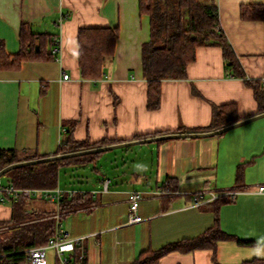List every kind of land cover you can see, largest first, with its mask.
Masks as SVG:
<instances>
[{
    "label": "crops",
    "instance_id": "obj_1",
    "mask_svg": "<svg viewBox=\"0 0 264 264\" xmlns=\"http://www.w3.org/2000/svg\"><path fill=\"white\" fill-rule=\"evenodd\" d=\"M214 1L221 30L247 79H264V0ZM260 11L263 17H251ZM24 26L32 34L56 36L54 48L59 53L43 49L54 59L40 55L16 64ZM81 28L119 30L116 54L100 79L81 75ZM150 37V18L140 12V0H0V52L6 58V65L0 66V153L15 151L21 161H28L66 154L62 147L68 138L93 149L211 132L214 108L225 105L236 108L238 122L260 114L253 89L228 74L219 46L198 49L185 79L163 81L160 107L151 110L142 61V47ZM148 144L152 145L147 155H129L134 147L130 146L117 149L123 155L109 159L108 152L98 153L96 165L60 166L56 187L31 189L60 190L69 198L83 195L81 206L62 211L55 201L34 198L27 200L28 213L51 218L70 238L82 239L72 255L78 264H132L146 251L204 234L217 220L226 238L215 249L174 251L159 264H244L264 259V192H259L264 186V118L219 136L141 145ZM64 169L90 171L93 178L81 176L72 186H63ZM107 172L115 176V184ZM76 182L82 186H73ZM133 191L144 196L139 224L129 223ZM206 191L237 195L219 205L218 200L196 205L195 195ZM14 202H0V233L14 227L10 225ZM54 254L49 264H57Z\"/></svg>",
    "mask_w": 264,
    "mask_h": 264
},
{
    "label": "trees",
    "instance_id": "obj_2",
    "mask_svg": "<svg viewBox=\"0 0 264 264\" xmlns=\"http://www.w3.org/2000/svg\"><path fill=\"white\" fill-rule=\"evenodd\" d=\"M140 12L150 18L151 37L142 47V61L144 77L149 84L148 106L151 110L160 107V87L163 81L185 79L188 67L196 61L198 49L219 46L223 50L228 74L246 81L254 91L260 113H264V82L247 79L225 33L221 30L219 11L214 0H140ZM243 14L247 17L245 10ZM251 17L261 18L263 12H254ZM78 39L82 77L93 80L102 78L103 69L116 54L119 30L81 28ZM36 40L40 42L36 44ZM21 41L22 50L15 61L16 64L34 61V58L40 55L54 59L53 54L48 56L44 50L46 47L57 46L56 36L32 34L24 26ZM0 46L3 52V44ZM3 65H6V58L0 52V66ZM238 121L234 106L216 107L209 130H218ZM89 148L92 146L68 138L62 147V153ZM100 156L101 154L97 153L60 162L21 167L6 175L10 177V183L18 188H54L58 183L60 166L78 162L96 165ZM18 162L21 160L15 151L0 153V171ZM83 198V195L69 198V194H66L61 200L62 211L80 207ZM231 199L221 196L217 203L219 205L222 201ZM26 205V199L15 200L14 217L10 224L14 227L4 234L0 233V264H31L23 252L46 245L55 234V221L51 218L44 219L42 217L45 216L42 215L29 214ZM225 238L226 235L217 220L214 227L204 234L169 244L158 251H146L132 264H159L162 257L174 251L187 253L198 249H215L217 243ZM244 264H264V259H255Z\"/></svg>",
    "mask_w": 264,
    "mask_h": 264
},
{
    "label": "built area",
    "instance_id": "obj_3",
    "mask_svg": "<svg viewBox=\"0 0 264 264\" xmlns=\"http://www.w3.org/2000/svg\"><path fill=\"white\" fill-rule=\"evenodd\" d=\"M54 54L59 53V48L53 49ZM65 80L69 79V75L64 76ZM264 82V79H262ZM108 190V182H104V191ZM259 192H264V186L259 187ZM66 193L60 190L48 191L38 190L31 188H18L15 185L9 183L6 184L2 178H0V202L6 203L10 200L26 199L31 200L34 198H43L51 201H55L60 206L61 200L65 197ZM237 195L236 191H228L221 196H228L234 199ZM220 195L201 192L195 195L196 205L208 203L210 201L219 200ZM144 199L143 193L133 191L129 196L130 204V224H139L143 221V218L139 215L140 203ZM57 223L59 222L60 215L56 216ZM82 239H72L69 234L61 229V226L57 225L54 236L49 242L40 247L25 250L23 253L27 255L28 261L31 264H49V251L53 250L56 255L57 264H75L72 255L76 252V247L80 245Z\"/></svg>",
    "mask_w": 264,
    "mask_h": 264
},
{
    "label": "water",
    "instance_id": "obj_4",
    "mask_svg": "<svg viewBox=\"0 0 264 264\" xmlns=\"http://www.w3.org/2000/svg\"><path fill=\"white\" fill-rule=\"evenodd\" d=\"M261 118H264V113H260L256 116H253V117L248 118L246 120H243L241 122L234 123V124L229 125L227 127H224V128H221V129H218L215 131H211V132L182 133V134L164 135V136L154 137V138H150V139H143V140H138V141L124 143V144L98 147V148H93V149H89V150H82V151L66 153V154H61V155H55V156H50V157H44V158H39V159H33V160H28V161H21V162L12 164V165L7 166L6 168L2 169L0 171V178H2L4 175L8 174L12 170H15V169H18L21 167L39 165V164H44V163H49V162H58V161L64 160V159L86 156V155H92V154H97V153H104V152H109L112 150H117V149L127 148L130 146H135V145L147 144V143H151V142H159V141L168 140V139L206 138V137H212V136H219V135H221V134H223V133H225V132H227L233 128H236L238 126L244 125L246 123H249V122L261 119Z\"/></svg>",
    "mask_w": 264,
    "mask_h": 264
},
{
    "label": "rangeland",
    "instance_id": "obj_5",
    "mask_svg": "<svg viewBox=\"0 0 264 264\" xmlns=\"http://www.w3.org/2000/svg\"><path fill=\"white\" fill-rule=\"evenodd\" d=\"M152 144H148V145H140V146H134L132 148V151L130 152L129 155H132L131 153H134V154H139V155H144V154H148L149 151H150V147H151ZM117 155H123L121 150H116V151H112V152H108L106 153V157L109 159V158H113ZM103 164V163H102ZM61 184H63V186H72L71 184L74 182V181H78V177L80 179L81 176H85L86 178H93V175L91 174V172H86V171H72L71 169H64L63 171H61ZM108 174V178L111 180V182L113 184L116 183V179H115V176L110 173V172H107ZM2 179L4 180L5 183L8 184V182H10V177H8V175H4L2 177ZM86 180V179H85ZM84 181V180H83ZM77 184H74L73 186L77 185V186H82L80 185V183L76 182ZM54 254V251L52 252L49 251V262H50V259H51V263L54 262V257L53 256ZM55 255V254H54ZM51 256V258H50Z\"/></svg>",
    "mask_w": 264,
    "mask_h": 264
}]
</instances>
